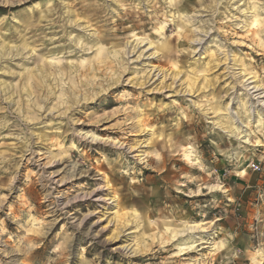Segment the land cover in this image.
<instances>
[{
    "label": "rangeland",
    "instance_id": "374dc122",
    "mask_svg": "<svg viewBox=\"0 0 264 264\" xmlns=\"http://www.w3.org/2000/svg\"><path fill=\"white\" fill-rule=\"evenodd\" d=\"M0 264H264V0H0Z\"/></svg>",
    "mask_w": 264,
    "mask_h": 264
},
{
    "label": "bare ground",
    "instance_id": "6f19581e",
    "mask_svg": "<svg viewBox=\"0 0 264 264\" xmlns=\"http://www.w3.org/2000/svg\"><path fill=\"white\" fill-rule=\"evenodd\" d=\"M171 1H172L173 3H176L177 0H171ZM254 24H256V23H254ZM176 75H179V74H176ZM176 75H175V76H176ZM253 89H256V92L259 91V87H257V86H254ZM258 95H260V93H259Z\"/></svg>",
    "mask_w": 264,
    "mask_h": 264
},
{
    "label": "built area",
    "instance_id": "2783aa9c",
    "mask_svg": "<svg viewBox=\"0 0 264 264\" xmlns=\"http://www.w3.org/2000/svg\"><path fill=\"white\" fill-rule=\"evenodd\" d=\"M255 168H257V166H255Z\"/></svg>",
    "mask_w": 264,
    "mask_h": 264
}]
</instances>
